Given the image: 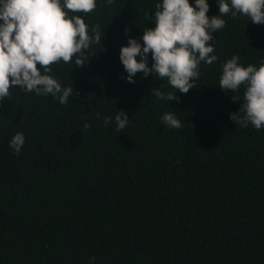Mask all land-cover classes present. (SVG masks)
Listing matches in <instances>:
<instances>
[{
  "label": "trees",
  "instance_id": "1",
  "mask_svg": "<svg viewBox=\"0 0 264 264\" xmlns=\"http://www.w3.org/2000/svg\"><path fill=\"white\" fill-rule=\"evenodd\" d=\"M207 2L218 16L217 0ZM96 3L76 15L89 35L100 26L101 43L81 68L76 57L51 66L74 89L68 103L18 86L0 100V264H264V128L236 125L229 115L242 101L219 88L232 56L264 60V25L223 16L210 42L218 60L202 62L183 94L155 74L128 83L119 58L129 37L143 44L162 0ZM160 85L179 102L152 96ZM120 111L125 129L104 124ZM170 111L180 129L161 121ZM17 132L19 155L9 146Z\"/></svg>",
  "mask_w": 264,
  "mask_h": 264
},
{
  "label": "clouds",
  "instance_id": "2",
  "mask_svg": "<svg viewBox=\"0 0 264 264\" xmlns=\"http://www.w3.org/2000/svg\"><path fill=\"white\" fill-rule=\"evenodd\" d=\"M113 2L107 0L109 5ZM217 3L219 15L211 18L207 15L210 10L207 0H194V6L189 0L156 3L151 16L155 27L144 29L143 44L129 37L128 46L120 50L119 58L128 74L122 78L135 83L133 77L137 73H143L144 78L155 74L180 93H188L194 87L193 81L200 78L201 63L212 65L218 60L216 55H211L215 47L210 42L214 39L213 33L225 27L223 16L231 13L233 20L244 16L255 25H264V0H217ZM96 7V0H0V100L10 95V88L18 86L38 96L51 95L66 105L74 89L62 87L50 75L51 66L61 61L68 64L73 57L77 68L85 65L88 58L84 52L91 44L101 43L102 31L99 25H94L89 35V26L76 13L88 15ZM128 31L125 30L126 34ZM149 54L153 61L151 68ZM239 61V56L234 55L221 66L219 88L225 93L231 91L233 102L242 101L240 109L230 113L229 118L242 128L251 125L260 130L264 128V60L258 67L243 66ZM242 85L241 97L236 93ZM162 87L151 89L152 96L179 102L175 94L162 91ZM113 121L117 131L125 129L130 122L122 111L104 117L105 125ZM161 121L170 129L182 126L171 111ZM89 127L84 124V129ZM24 144L25 136L20 132L9 141L17 155Z\"/></svg>",
  "mask_w": 264,
  "mask_h": 264
}]
</instances>
